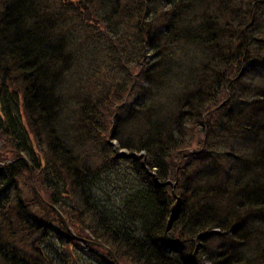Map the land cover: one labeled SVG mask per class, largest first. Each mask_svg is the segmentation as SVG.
<instances>
[{
  "label": "trees",
  "instance_id": "1",
  "mask_svg": "<svg viewBox=\"0 0 264 264\" xmlns=\"http://www.w3.org/2000/svg\"><path fill=\"white\" fill-rule=\"evenodd\" d=\"M61 1L0 0V264H264V0H207L188 24L182 9L193 0H169L172 16L152 10V0H79L85 36L119 55L118 65L136 64L138 48L153 52L138 59L144 89L119 98L109 129L97 100L77 116L57 96L66 73L91 64L98 50L74 53ZM173 67L182 71L171 75ZM247 73L251 88L239 83ZM175 80L188 83L176 97ZM221 90L230 96L218 105ZM205 103L219 114L215 145L189 149L175 172L171 156L189 146ZM124 118L127 127L142 118L145 128L124 132ZM94 129L144 157L107 145L92 161L79 144ZM123 160L134 167L122 169ZM25 170L34 179L23 187ZM214 238L222 241L209 249Z\"/></svg>",
  "mask_w": 264,
  "mask_h": 264
},
{
  "label": "rangeland",
  "instance_id": "2",
  "mask_svg": "<svg viewBox=\"0 0 264 264\" xmlns=\"http://www.w3.org/2000/svg\"><path fill=\"white\" fill-rule=\"evenodd\" d=\"M66 6V15L64 19H60L62 21V27L64 29V33L68 40L71 43V48L73 49L74 53L80 54L83 50H85V47H91V48H98L97 45H93L91 41L89 40L88 36H85V32L81 29L83 25L81 24V20L79 19V15H83V17H86L82 10L84 9L83 7L80 6L79 0H63ZM150 1V0H149ZM186 2V0H183ZM191 1V0H189ZM207 0H193L192 3L194 5H188V8L190 7V10L183 11V23L188 24L190 21V17L192 13L197 9L198 5H200L202 2L205 3ZM53 4L59 7L61 0H51ZM152 2V3H151ZM169 0H152L149 2L150 8L152 10L159 9L161 10L160 13L163 15V11L165 15L172 16L174 15V11L176 8H173L172 5L168 4ZM202 3V4H203ZM163 4H166L165 6ZM89 5V4H87ZM86 5V6H87ZM246 4H243L242 6L244 7ZM62 7V4H60ZM72 6H75L73 8ZM154 7V8H153ZM168 7V8H167ZM96 8V6H94ZM89 13H94L93 10V4H90L88 6ZM129 13V11L127 10ZM242 14V13H241ZM181 15V16H182ZM164 17L162 18V20ZM161 20V21H162ZM160 22H157L154 25H159ZM190 23H196V22H190ZM86 28H93L95 27V24L89 23L86 21L85 23ZM128 29H131L133 25H126ZM71 30L70 36L68 35V32ZM259 38H257L255 44H259ZM105 41L107 39L105 38ZM69 43V44H70ZM162 44V43H161ZM170 44L165 47L163 46L164 51H168L167 57H172L175 55L174 51L172 48L175 45L170 46ZM260 51H264V40H262L260 44ZM180 50L178 49L177 52ZM152 51L149 48L143 49L141 52V49H137L135 55H131L133 58H136L138 61L136 64L133 63H128L127 61V66L126 65H118L117 64V59H119V55H115L114 53L111 54V56L108 57L109 53H105L102 50L98 48L96 51V56L95 60L91 62V64H87L86 62V67H81V66H75L71 72L66 73L67 75L64 76V83L62 86L56 89L57 96L62 97L63 101V107L66 110H69L72 112L73 115L80 116L81 111L79 109V106H81L83 103H87V101H93L97 100L95 103L97 104V112L100 113V119L101 116L104 117V124L109 129L112 127V121H113V115L114 112L117 110V103L119 98L122 99L123 101L125 99V95H127V92L132 90L134 93L136 90L144 89L145 87V80H142L140 77L137 78L135 75L137 74L138 71L141 69V64L139 63L140 59L139 57L145 56V60L148 61V56L149 58L152 55ZM112 61L111 64L108 61ZM179 60H182L181 57H179ZM146 63V62H145ZM77 64H80V61H78ZM179 71H182L180 68H170V73H177ZM239 83L241 84L242 82L246 81L247 84H245L247 87L251 88L252 83H250L249 80H253L252 77L249 76V74H244L240 77ZM254 82L257 83V81L254 80ZM173 84L175 85L173 88L174 90V97L178 95V93H184L186 92L185 90H188V83L187 82H180L174 81ZM133 85V86H132ZM248 92V91H247ZM228 92H219V99L215 102L216 104L219 103L218 105H223L230 95L227 94ZM133 96V95H132ZM147 97H149L146 94ZM130 97V96H128ZM178 104V103H177ZM128 105V103H126ZM206 112L203 114V118L199 119V121L194 124L193 131L188 133L186 142L188 141V147H183L182 150L178 151L179 149L174 150L175 155H172L171 157L173 158V161L171 163L170 169L174 170L175 172H179L184 163L183 157L187 153H189V149H195L203 144H208L209 146H214L215 145V134L212 132V127L211 123L215 121V119L218 117V112H216V107L212 106V104H206ZM217 105V106H218ZM122 112H125L124 109L121 110ZM21 112L24 116V122L28 123L27 121V115L24 114V110L21 109ZM99 119V115H98ZM226 119V118H224ZM207 121H209L207 123ZM127 120L124 118L122 120V123L119 124L120 129L123 130L124 132L127 133H138V129H143L145 128L144 122L141 119H138V121H132V126H126ZM83 127L86 129V134L88 136V129L86 124L83 125ZM207 140V141H206ZM214 141V142H213ZM209 142H213L209 144ZM78 143V142H77ZM36 145V143H35ZM81 147V152L83 154H86V149H89V154L92 159L94 160H101L103 157L109 152L108 146H111L113 150L117 151L119 155H125L129 156L130 153L137 154L138 156L144 157L145 151L144 150H139V149H130L128 147H123L120 145V142L118 139L113 138L112 135L110 134V131L106 133L105 131L99 132L98 130L94 129V132L91 134V137H86L84 136L83 142L79 144ZM108 145V146H107ZM1 151H5L0 148ZM188 151V152H187ZM190 157H192V154H189ZM221 157L219 154L217 157ZM41 161L44 164L46 162V158L43 154H40ZM170 157V156H169ZM189 159V158H188ZM126 160L122 161L123 165L120 166L122 169H128L131 170L133 168V164L131 161ZM120 163V162H119ZM185 167V172H189L192 165L189 163ZM170 165V164H169ZM31 169V168H30ZM32 170V169H31ZM33 171V170H32ZM154 171V170H153ZM152 171V173H154ZM192 171V170H191ZM31 177L34 179L33 172H28L25 170L23 172L22 176V186H29L31 183ZM174 183H177L176 180H173ZM173 183V184H174ZM36 184V182H35ZM37 186V185H36ZM37 191L39 193V187L37 186ZM25 189V188H24ZM26 190V189H25ZM174 190V189H173ZM41 195V194H40ZM206 217L212 218L214 213L212 210H206ZM214 218V217H213ZM174 220V219H171ZM213 220V219H209ZM222 239L214 238V239H209L206 241L207 245L209 243V249L212 245L216 247L221 243ZM200 245V244H199ZM196 247V250H201L202 247L200 246ZM207 248V249H208Z\"/></svg>",
  "mask_w": 264,
  "mask_h": 264
},
{
  "label": "water",
  "instance_id": "3",
  "mask_svg": "<svg viewBox=\"0 0 264 264\" xmlns=\"http://www.w3.org/2000/svg\"><path fill=\"white\" fill-rule=\"evenodd\" d=\"M55 209L58 211V213L60 214V216H61L64 220H66L65 217H64V215H63V213H62L57 207H55ZM172 219H174V216L172 217ZM66 221H67V220H66Z\"/></svg>",
  "mask_w": 264,
  "mask_h": 264
}]
</instances>
